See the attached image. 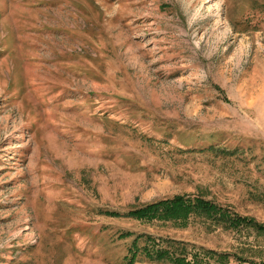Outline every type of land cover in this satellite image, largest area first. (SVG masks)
Here are the masks:
<instances>
[{
    "label": "rangeland",
    "instance_id": "obj_1",
    "mask_svg": "<svg viewBox=\"0 0 264 264\" xmlns=\"http://www.w3.org/2000/svg\"><path fill=\"white\" fill-rule=\"evenodd\" d=\"M177 193L264 224V0H0V264H125L126 230L264 257L103 214Z\"/></svg>",
    "mask_w": 264,
    "mask_h": 264
},
{
    "label": "trees",
    "instance_id": "obj_2",
    "mask_svg": "<svg viewBox=\"0 0 264 264\" xmlns=\"http://www.w3.org/2000/svg\"><path fill=\"white\" fill-rule=\"evenodd\" d=\"M103 214L116 218H127L144 224H168L186 227L191 221H199L205 228H221L238 233L264 232V224L255 218L242 215L231 207L220 204L200 193H177L169 197L152 200L124 211L103 210ZM121 238L131 237L125 264H134L138 256L151 262L170 264H264V257L258 254V260L244 258L237 253L218 251L202 245L150 233L123 231Z\"/></svg>",
    "mask_w": 264,
    "mask_h": 264
}]
</instances>
